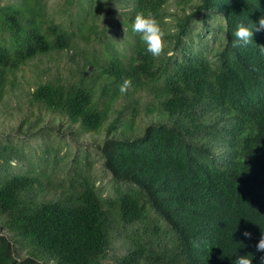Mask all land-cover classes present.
<instances>
[{"label":"trees","instance_id":"16d2710c","mask_svg":"<svg viewBox=\"0 0 264 264\" xmlns=\"http://www.w3.org/2000/svg\"><path fill=\"white\" fill-rule=\"evenodd\" d=\"M96 1L102 19L92 12ZM52 4L60 17L50 0H0V106L22 92L24 133L42 113H60L74 134L92 135V147L77 145L64 160H34L43 165L36 173L29 165L12 170L30 159L22 143L0 147V264H235L249 254L261 264L264 29L249 45L234 34L242 23L259 25L264 0ZM147 11L165 32L158 57L132 30L136 15ZM111 16L128 36L129 55L114 34L107 37ZM196 20L202 25L194 36ZM212 28L224 33L222 41L212 35L219 44L210 48L205 35ZM72 45L79 50L75 75L50 70L26 80L19 73L37 65L35 57ZM90 65L95 70L81 69ZM126 79L131 87L121 93ZM25 84L32 90H15ZM140 91L144 102L135 97ZM140 116L157 119L143 127ZM54 148L46 141L38 153ZM106 175L109 187L100 196L95 181ZM118 237L126 252L111 254Z\"/></svg>","mask_w":264,"mask_h":264},{"label":"rangeland","instance_id":"374dc122","mask_svg":"<svg viewBox=\"0 0 264 264\" xmlns=\"http://www.w3.org/2000/svg\"><path fill=\"white\" fill-rule=\"evenodd\" d=\"M50 5L53 7L54 4H52V0H50ZM54 9V7H53ZM173 11L176 10L175 8H172ZM94 10L98 11H92L93 14L97 17L99 15V12L101 15L98 17L100 19L104 18L103 17V10H99V4L98 1H96V5L94 7ZM55 16L60 17L59 10L57 8L54 9ZM102 11V12H101ZM116 17H109V20L107 23H111L110 26L108 27L107 30V37L109 38L112 34H114L115 38L117 39V45L116 46L118 49H123L125 52L129 55L130 49H131V44L130 41L128 40V36L125 32V30L121 27H118L113 23L115 21ZM218 18L213 19V22H218L221 25L223 24V21L220 19L218 21ZM195 33L193 35L195 36L198 31H200V26L202 25L201 21H195ZM210 25L211 19H210ZM197 26V27H196ZM199 27V28H198ZM109 32V33H108ZM209 32V33H208ZM206 32L205 37H207L208 40H206L207 46L208 47H216L218 46L219 42L215 41V39L219 38L222 41V34L224 31H218L217 29H210V31ZM215 37L213 38V36ZM197 41V40H196ZM220 41V42H221ZM82 44V43H81ZM78 48L76 46H70L65 49H63L60 52H53L50 54H45V55H39L33 62H38L37 65L32 64L28 65L29 67H22L20 69L19 73L24 77V79L28 78H35L38 77L39 79H44L46 75H48L47 71H52V74L59 73V76L64 77L67 72L72 73L75 75V72L77 71V67H75L76 62L74 60V55H79ZM80 60H83L80 58ZM84 61V60H83ZM88 63V61H86ZM31 69V70H30ZM82 70L86 71L89 69L95 70L94 65H90L85 68H81ZM31 76H30V72ZM39 73V74H38ZM109 72H104L101 74L100 81H104L106 76L108 75ZM51 74V75H52ZM23 79V80H24ZM15 90L20 92L22 90L23 92H26L28 90H32L30 86L27 84L25 85H20V87H16ZM135 97L140 98L143 102L147 100L144 91H140L139 93H135ZM24 100V93L21 92L20 98L19 99H14L11 98L10 100L8 99L5 103L1 104L0 106V147L3 145H6L8 148H19L21 147V143L23 145V152L27 155H29L30 159H26V162L22 164V167L15 166L12 168L13 171H26L28 169V165L33 169V171L39 172L42 168L39 167L37 164L39 163H46V159L54 160L53 158L55 157H60L63 158L67 157L68 152H73L74 150L77 149V145H82L83 147L89 146L91 148L92 146L89 144L92 135H78L74 134L73 132H70L67 124L63 125H54L51 121V119L55 118V115L51 116H45V114L42 113L43 121H40L39 123L35 124L33 127V132L30 134L24 133V131L21 129L20 123H21V117L24 115L25 111V103L23 102ZM142 126L145 127L147 124L150 122H156L157 116L155 117H146V116H140ZM20 126V127H19ZM39 129V130H38ZM42 134H45V137L42 136ZM98 135L99 134H94ZM95 139V138H94ZM93 139V141H94ZM46 141H50L53 143L54 146L57 147L54 148L55 152L52 153H46L47 155L43 156L38 153L40 150L39 147L45 143ZM20 149V148H19ZM30 155L36 156V158H31ZM37 160L36 163H32V161ZM102 164V161H96L95 162V169L101 173L102 167L100 166V163ZM14 164V161L12 162ZM27 163V164H26ZM46 167V164H45ZM44 167V168H45ZM108 181H109V175H106L105 178H98L95 181V188L97 191V194L100 196H104L108 190ZM119 240L117 241L116 244V252L118 254L123 253V237H118ZM111 254L113 253L112 251L110 252ZM21 255H25V252L22 251ZM112 259H109L108 262H112Z\"/></svg>","mask_w":264,"mask_h":264},{"label":"clouds","instance_id":"9594fccd","mask_svg":"<svg viewBox=\"0 0 264 264\" xmlns=\"http://www.w3.org/2000/svg\"><path fill=\"white\" fill-rule=\"evenodd\" d=\"M262 29H264V18H261L259 21V25L258 26L255 25L254 28L249 25L245 26V24L242 23L238 27L234 35L236 37L237 42L242 43L243 45H249L253 42L254 31H260ZM132 30L135 33L139 34L140 39L146 45L147 53L151 54L153 57H158L162 53L165 45V32L161 28L160 23L153 12L147 11V12L138 13L133 22ZM234 46H236L235 43ZM48 51L39 52V54H43ZM50 52H58V50L50 51ZM259 53L261 56H264V46L260 45ZM131 84L132 82L130 79L124 80L123 84L120 86V92L121 93L127 92V90L131 87ZM53 115H55V118L51 119V121L54 125L61 126L63 124H67L69 131L73 132L69 126V124H73V123L70 122L63 114L54 113ZM245 235L247 236L250 234L245 233ZM194 238L196 241L202 243L205 242V240L202 241L200 238L196 236H194ZM257 250L264 252V238H262L257 244ZM112 252H115L117 254L116 246L114 247ZM124 252H126V247L123 246V253ZM260 259H261V264H264V257H261ZM252 260L253 257L251 254L246 256H238L237 259L235 260V264H252Z\"/></svg>","mask_w":264,"mask_h":264}]
</instances>
